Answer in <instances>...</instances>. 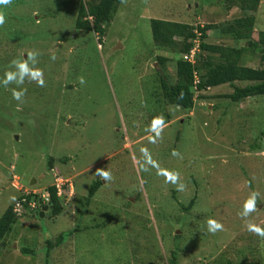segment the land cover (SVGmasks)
Wrapping results in <instances>:
<instances>
[{"label":"rangeland","instance_id":"374dc122","mask_svg":"<svg viewBox=\"0 0 264 264\" xmlns=\"http://www.w3.org/2000/svg\"><path fill=\"white\" fill-rule=\"evenodd\" d=\"M125 2L108 26L101 48L91 30L76 26L72 12L78 0L16 4L10 18L13 14L24 18L25 35L5 39L0 28V83L6 73L15 75L0 93V108L5 106L0 113V217L19 195L17 189L42 192L55 174L71 176L75 196L83 200L78 207L70 201L55 217L50 212L45 217H19L0 241V264H169V247L174 248V235L182 226L174 229L164 214L176 208L172 191L178 185H183L178 194L186 198L198 191L193 217L206 211L222 226L216 234L182 237L179 264H241L237 258L242 243L233 246L232 239L246 236L249 229L264 230V95L230 103L199 98L196 93V109L187 112L156 103L159 74L176 80V56L153 45L150 18L178 20L193 4L195 24L219 23L243 13L238 7L226 10L220 0ZM263 17L264 1L257 18ZM16 27L20 24L11 28L19 33ZM210 37L222 40L216 30ZM193 51L194 62L204 60L197 45ZM25 55L31 72L16 67L25 62L20 60ZM153 55L171 61L162 66L150 59ZM242 64L260 67V56L248 52ZM36 72L42 74V86L40 78L33 79ZM14 90L23 91L20 100L13 98ZM232 91V85L225 84L204 94ZM222 103V110L228 108L220 117V110L213 108ZM166 111L171 114L169 124L160 128L155 124L143 136L140 124L145 125L153 113L165 119ZM50 157L55 159L53 168ZM98 171L108 172L110 178ZM96 179L103 185L86 204ZM253 197L254 210L246 214L245 204ZM146 219L150 223L144 229ZM71 229L73 233L48 253L47 239L55 241ZM151 234L158 242L148 251ZM23 247L32 248L34 254L23 253ZM223 251L228 252L220 260ZM255 252L248 254L250 263L258 260Z\"/></svg>","mask_w":264,"mask_h":264},{"label":"trees","instance_id":"16d2710c","mask_svg":"<svg viewBox=\"0 0 264 264\" xmlns=\"http://www.w3.org/2000/svg\"><path fill=\"white\" fill-rule=\"evenodd\" d=\"M126 0H78V5H75L72 12V17H76V26L78 29L91 30L99 34V47L105 44V35L108 30V26L114 22L115 17L125 7ZM264 0H220L222 7L231 11L233 8H237L243 13L240 16H234L232 19H225L222 22H206L204 25L195 24L197 16V8L187 6V10L181 19H168L166 17H152L150 18L151 30L154 46L168 50L171 53H175L176 56V80L173 82L169 80L165 74L160 75V90L156 96L157 107H161L163 103L179 106L183 111H190L196 105V93H199L198 97L203 99H228L230 103L240 102L252 96L264 95V17L259 20L257 18L258 11ZM28 0L24 3V0H11L8 5L0 7V13H3L5 22L1 25V31L5 39H9L13 36L15 40L25 35L26 29L23 28L24 18L19 14H13L10 18V11L16 4H27ZM195 7V8H194ZM193 8V9H192ZM194 10V11H193ZM250 11V13L248 12ZM235 13V12H234ZM229 13H227L228 15ZM69 15V14H67ZM257 15V16H256ZM217 15H215L216 17ZM69 19L71 18L68 17ZM9 19L13 20L10 27H6ZM20 24V27H16L17 31H13V25ZM259 24V25H258ZM12 27V28H11ZM219 31L222 37L221 41H211L210 35ZM18 33V36L16 35ZM2 39V38H1ZM3 40V39H2ZM224 40L233 41L227 43ZM246 41L245 45H239L240 42ZM198 46V56H205L204 60L200 59L198 62L192 63L183 59L182 55L190 53L195 46ZM260 56V67H252L242 64V59L247 53ZM256 54V55H255ZM152 61H158V63L166 65L167 60L170 58L160 55H153L150 58ZM21 61L26 62V55L20 57ZM239 81H249L246 85H238ZM230 84L233 87L231 93H222L214 96H206L204 92L212 87H218L221 85ZM6 84L0 83V93L4 94ZM162 100L164 102H162ZM208 106V105H207ZM224 103L216 104L213 111L220 110V117L225 114L228 107H225V111L222 110ZM207 110L208 107H205ZM196 109V107H195ZM5 110V106L0 108V113ZM155 111H159L155 108ZM165 119H161L158 113H153L151 117L143 122L139 127H142V135L145 136L157 124V128L166 126L169 124L171 114L166 111ZM157 121L155 122V119ZM162 122V123H161ZM134 123V122H133ZM132 123V124H133ZM135 126L134 124L132 127ZM156 129V128H155ZM178 138V137H177ZM261 136L256 141L260 140ZM256 148L259 143H254ZM65 159V158H63ZM55 159L49 158V167L53 168ZM197 180L195 179V182ZM103 185L102 179H96L88 191V195L85 197L86 204L90 203L91 198ZM50 201V216L55 217L58 215L65 206V199L57 194L55 186H49ZM176 202V208L173 213H165L164 219H169L168 223L174 226V229L180 228L181 231H177L174 235V248L169 247L170 260L169 264H179V255L182 253L184 241H181L183 237L198 236L199 234L211 233L209 231L210 214L205 211H201L198 216L191 214V210L196 207L198 201V191L195 190V194L189 198L184 195L178 194V189L172 191ZM67 194V188L65 189V195ZM33 194H28L27 199H32ZM179 197L180 201L176 199ZM80 202H83V200ZM85 204V203H84ZM13 204L9 205L0 217V241L6 237L13 229V225L17 220V215L14 212ZM28 211L29 205H26ZM213 221V220H212ZM150 223L148 219L143 222L145 225ZM178 223V224H177ZM191 225L193 226L191 228ZM97 226H100L98 223ZM150 226V225H149ZM254 226V225H253ZM151 230V227H149ZM254 229V228H253ZM253 229L247 230L248 234L245 236H239V239L234 240L233 246H239L241 244L240 255L237 259H240L241 264H249L248 254L258 257V260L250 264H264V236L260 234L256 235ZM74 229L67 232L60 233L56 240L47 239V252L59 244H61L65 237L71 235ZM176 231V230H175ZM169 232V231H168ZM184 232V233H181ZM170 233V232H169ZM216 234L215 232H212ZM190 234V235H189ZM217 236V235H216ZM149 240L148 251L153 248L155 242L158 239L154 235L147 236ZM168 247V246H167ZM239 249V247H238ZM21 251L25 254H34V250L29 247H23ZM160 251L157 250L153 253L157 256ZM228 252V251H226ZM220 256V260H223V255ZM152 255V254H151ZM154 255V256H155ZM255 255V256H256ZM225 264H233L227 261Z\"/></svg>","mask_w":264,"mask_h":264},{"label":"clouds","instance_id":"9594fccd","mask_svg":"<svg viewBox=\"0 0 264 264\" xmlns=\"http://www.w3.org/2000/svg\"><path fill=\"white\" fill-rule=\"evenodd\" d=\"M10 3H11V0H0V5H8ZM4 22H5V17L3 15V13H0V25H2ZM93 34L95 35V37L97 39V42H98V45H99V34L94 32V31H93ZM191 52L192 51H190V53ZM190 53H186V54H190ZM184 55L185 54L182 55L183 59H185ZM29 60H31V61L33 60V54H31V53L29 54ZM185 60H188V59H185ZM188 61H190V60H188ZM190 62H192V61H190ZM16 67L18 69H23V70L29 71V72L33 71L32 69H30L28 67V64L26 62L17 63ZM162 74H163V72H162ZM40 77H42V74L40 72H36L33 75V79H37V78H40ZM14 79H15V75L14 74L6 73V77L2 81V83L7 84V83L11 82ZM81 82L83 83V81H81ZM38 83L42 86L43 85V79L42 78L38 79ZM22 95H23V91H20V92H17L15 90L13 91V98L16 99V100H20ZM173 155H176V153L174 152ZM97 174L102 176L104 179H109L110 178L108 172H106V171H98ZM57 175L58 174H55L54 176L56 177ZM58 176H60V175H58ZM55 177H54L53 181H55ZM171 180H172L173 183H175L176 182V176H173V178ZM70 184L72 185L71 187H69ZM50 186H55L54 182L52 184H50ZM14 188H17V187H14ZM66 188H67V194L65 195V191H64V194L61 196V197H64V199H65V206L70 202V199L75 196V184H74V182L71 181V180H67V183L65 184V189ZM17 190L20 193H19L18 196H16L13 199L14 201L11 202V204L14 205L13 209H14V212L16 213V215H17V219L19 217H21V216L26 215V214L33 215L35 217V215H39L40 214V211L43 209L44 206H46L49 202H51L50 201L49 187L46 188V189H43L42 192L41 191L37 192V190L28 189V188H22V187H21V189H17ZM178 190H183V185H178ZM26 191H28V194H33L34 195L32 199H30V200L27 199V195L28 194H26L27 193ZM70 191H71V194H69ZM44 193H48L49 194V199L48 200L43 198V194ZM23 198H26V200L23 201ZM18 201H23V206L21 208H19V209H16V203ZM33 201L35 202V206H31V204H30ZM253 202H254V197L252 198L251 202H248V203L245 204V212H246V214L254 210V203ZM26 205H29L28 211L26 209ZM50 206H49V209L47 211H45V214H44L43 217H45V215L49 212ZM221 227L222 226L219 223H216L215 221H212V220L209 221V231L215 232L216 230L221 229ZM253 230L256 231L258 234L264 236V230H261L259 228H256V229H253ZM1 241H2V239H1Z\"/></svg>","mask_w":264,"mask_h":264},{"label":"built area","instance_id":"2783aa9c","mask_svg":"<svg viewBox=\"0 0 264 264\" xmlns=\"http://www.w3.org/2000/svg\"><path fill=\"white\" fill-rule=\"evenodd\" d=\"M184 58L185 59H188V60H190V61H192L194 63V61H195L194 51L192 50V52L190 54H185L184 55ZM66 183H67V180L64 179L63 177L58 176V175L55 177L54 185L56 187L57 194L59 196H62L64 194L65 184ZM71 186L72 185L70 184L69 187H71ZM26 192H27L26 194H28V191H26ZM69 194H71V191H70ZM43 198H45L46 200H48L49 199V194L48 193H44L43 194ZM25 200H26V198H23V201H25ZM23 201H18L16 203V209H19V208H21L23 206ZM30 204H31V206H35V202L34 201L31 202Z\"/></svg>","mask_w":264,"mask_h":264},{"label":"crops","instance_id":"0c3cea01","mask_svg":"<svg viewBox=\"0 0 264 264\" xmlns=\"http://www.w3.org/2000/svg\"><path fill=\"white\" fill-rule=\"evenodd\" d=\"M163 75V74H162ZM162 127H164V126H162ZM106 158H107V155L105 156ZM105 158V159H106ZM102 160H104V157L102 158ZM101 160V161H102ZM89 168V167H88ZM83 170H85V168L83 169ZM78 173H82V171H79ZM62 176H64L65 175V179L66 180H71L72 181V178H71V176H68V175H66V174H61ZM76 175H78V174H76ZM76 175H74V176H76ZM76 185H77V183H76ZM89 189V188H88ZM80 198H82V197H80ZM72 200H74V203H73V205H75V204H77V207H78V203H80L81 204V202H80V200L81 199H77V197L76 196H74V197H72L71 199H70V201H72ZM75 200H77V201H75ZM14 200H12V202H13ZM84 205V204H83Z\"/></svg>","mask_w":264,"mask_h":264},{"label":"water","instance_id":"95a60500","mask_svg":"<svg viewBox=\"0 0 264 264\" xmlns=\"http://www.w3.org/2000/svg\"><path fill=\"white\" fill-rule=\"evenodd\" d=\"M33 182H34V181H31V184H32ZM51 204H52V203L49 202L46 206L43 207V209L40 211V214H39L40 217H43V216H44L45 211H47V210L49 209V206H50Z\"/></svg>","mask_w":264,"mask_h":264}]
</instances>
